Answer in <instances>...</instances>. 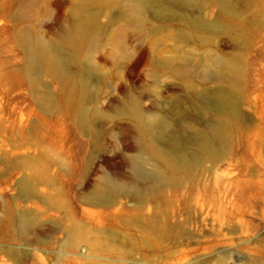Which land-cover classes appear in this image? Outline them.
Here are the masks:
<instances>
[{
  "label": "rangeland",
  "instance_id": "rangeland-1",
  "mask_svg": "<svg viewBox=\"0 0 264 264\" xmlns=\"http://www.w3.org/2000/svg\"><path fill=\"white\" fill-rule=\"evenodd\" d=\"M130 1L0 0V264H264V0H227L228 7L167 0L142 20ZM29 36L62 45L76 101L46 69L26 73ZM227 60L236 74L225 69ZM223 90L232 93L237 116L205 106ZM45 92L53 95L48 113L39 104ZM134 106L167 121V137L178 136L191 156L187 169L168 168L164 140L150 149ZM22 113L29 127L15 130ZM224 121V135L215 137L212 124ZM198 131L212 145L200 147ZM21 143L31 147L27 156L12 148ZM141 152L172 181L146 182L142 198L119 197L113 208L85 202L105 176L133 183ZM31 158L48 168L61 207L35 199L47 213L34 244L24 246L3 238L2 220ZM153 214L161 223L147 231ZM76 223L85 236L68 241Z\"/></svg>",
  "mask_w": 264,
  "mask_h": 264
},
{
  "label": "bare ground",
  "instance_id": "bare-ground-1",
  "mask_svg": "<svg viewBox=\"0 0 264 264\" xmlns=\"http://www.w3.org/2000/svg\"><path fill=\"white\" fill-rule=\"evenodd\" d=\"M169 1H173L179 4H193L197 3L199 0ZM166 2L167 0H131L130 9L135 18L142 20L149 8L151 9L153 7L155 9V7H166ZM223 4L225 7H228L227 0H223ZM159 10L161 11L160 8ZM88 19L90 18L85 19L79 25V30L81 31V33L88 32ZM193 21L199 27L204 28L207 26L206 23L201 19H196ZM26 47L28 58V65L26 66L25 70L26 73L29 76H38L43 69H46L48 72L54 74L55 77H57L65 86L68 87V89H70V101H76V87L70 86L65 78L68 69V60L65 56L62 45L39 43L29 36L26 40ZM227 61H225V69L227 68L226 70H228V72L236 74L238 72L237 64L233 61ZM90 71L91 69H88L89 73ZM88 72L81 76L80 79L83 90L85 91L87 90L90 81ZM213 96L214 97L212 98H205L206 107L209 104H214L219 113H229L233 116L238 115V106L235 103L231 92H226L223 90L215 93ZM52 97L53 95L51 96L50 94H46V92L39 97L40 109L43 112L48 113L51 111V104L53 102ZM132 113L139 118L140 123L144 128V132L149 137L150 149H152L153 151L155 149L157 150V146L159 145V143L164 140L162 142L163 145L167 148L166 152L169 154V156L172 157V161L170 160L171 162H167L169 169L177 170L181 166L186 169L189 167L191 159L190 154L180 149L178 144V136L167 137L168 133L166 129L168 123L164 118L153 115L146 117L145 115H143L138 106L133 107ZM86 115V109L83 107L80 113V120L84 121ZM225 123L226 122L224 121L221 123L212 124L213 134L215 137L220 138L224 135V130L226 128ZM29 124L30 119L26 116L25 113H22L19 119L13 124V127L15 130L25 131L29 127ZM197 135L200 139V147L212 145V138L207 134V132L198 131ZM12 148L15 151L21 150L23 154L22 156H27L28 152L31 151V147L27 143L13 145ZM173 160L177 163H180V165L174 163ZM38 162L40 161L33 158L24 159L22 169L25 171V174L22 178L14 183L16 193H13V197L10 203L4 206L5 215L2 222L3 224H5V231L3 238L7 239L8 241L20 242L24 246L34 244V240L37 239V235L40 231H38V228L44 225L43 223H41L43 222L42 216L44 213H47L46 210H44L35 202V199L45 198L50 201V206H60L59 193H52L56 190V188L53 187L54 180H52V178L48 176V168ZM148 165V158L145 157L143 152L139 153L133 159V173L135 177L133 183L129 185L120 184L112 180L110 177L105 176L102 182L96 185L84 197L85 202L90 205L107 206L109 208H113L117 205L119 197L142 198L144 193L147 192L143 191L145 190L143 185L146 182L154 184L155 187L157 183H167L172 181V174H170L166 168H161L156 164H152L150 167ZM1 193L5 194V192ZM83 213L89 216L102 218V215L100 214L93 215L90 212L86 211H83ZM143 217L146 218L145 216ZM144 218H142L141 220H143ZM146 219H148L149 224L147 225L149 227L144 226V229L147 228V231L148 229L149 231H155L158 228L159 221L155 217V214H153L152 216H147ZM143 222H141V225H143ZM30 236H33L34 238L31 239L29 238ZM67 236L68 241H77L83 239L85 236V233L83 232V225L76 223L72 227L68 228ZM15 255L16 253H9V256L13 259H15ZM228 255L229 254H224L222 257L227 258Z\"/></svg>",
  "mask_w": 264,
  "mask_h": 264
}]
</instances>
